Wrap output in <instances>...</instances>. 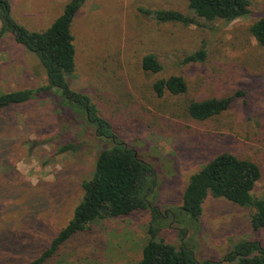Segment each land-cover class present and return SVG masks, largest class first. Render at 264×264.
Instances as JSON below:
<instances>
[{"label":"rangeland","instance_id":"374dc122","mask_svg":"<svg viewBox=\"0 0 264 264\" xmlns=\"http://www.w3.org/2000/svg\"><path fill=\"white\" fill-rule=\"evenodd\" d=\"M16 21L30 30L45 29L68 0H8ZM140 8L176 9L187 0H86L72 22L76 48L70 87L90 96L117 134L156 170V198L165 215L160 236L175 247L187 243L198 261L232 264L224 259L239 239L257 237L248 207L208 196L196 225L177 222L189 176L222 152L254 161L261 170L252 193L264 195V49L249 32L264 16V0H249L247 16L225 22L195 17L184 26L163 23ZM199 50L203 61L184 62ZM154 54L162 70L149 75L143 55ZM182 75L187 91L157 96V78ZM46 84L36 55L12 36L0 38V93ZM238 90L229 108L205 120L191 118V99L223 97ZM57 100L44 93L0 115V264H25L72 217L82 196L81 182L91 177L102 142L87 138L77 152L58 153ZM84 121L65 130L70 141H83ZM33 141H37L32 145ZM150 210L96 221L70 238L43 264H134L147 240ZM184 230L182 234L180 231ZM22 242L19 252L13 245ZM10 246V247H9Z\"/></svg>","mask_w":264,"mask_h":264},{"label":"trees","instance_id":"16d2710c","mask_svg":"<svg viewBox=\"0 0 264 264\" xmlns=\"http://www.w3.org/2000/svg\"><path fill=\"white\" fill-rule=\"evenodd\" d=\"M85 1L68 0L62 12L45 29L30 30L15 20L10 2L0 0V38L10 35L14 41L33 52L46 77L43 86L0 93V115L12 107L42 98L47 93L57 100L55 115L58 130L56 136L42 140V143L58 138V153L79 151L88 141L87 138L103 144L96 156L91 177L81 182L82 196L73 209L71 219L25 264L45 263L70 238L92 228L98 220L147 209L150 210L147 240L142 247L140 259L134 264H216L211 259L198 261L187 243L175 247L160 236L165 215L152 201L157 197L158 181L153 163L141 157L117 134L113 124L100 114L89 95L70 87L67 77L73 74L76 64L71 27ZM187 8L191 14L176 9L139 10L159 22L184 26L194 23L195 17L229 22L250 13L249 0H187ZM248 29L257 44L264 49V16L254 20ZM204 57V51L199 50L186 56L184 62L203 61ZM140 65L149 75L162 70V64L152 53L143 55ZM187 87L185 78L178 74L157 78L152 83L153 91L159 97L165 93L182 95ZM243 94L244 90H238L223 97L191 99L185 104V111L193 119H209L227 110L233 99ZM81 118L85 128L90 129L85 131L84 140H67L65 130ZM36 143L33 141L32 145ZM260 177L261 170L254 161L227 151L219 153L189 176L182 192L181 204L172 213V218L179 223L188 221L196 225L205 199L208 196L221 197L250 208L251 230L260 234L264 232V195L254 197L252 193ZM180 232L185 233L183 229ZM11 247L18 253L23 244L21 242ZM224 259L232 264H264V240L257 237L239 239L229 248Z\"/></svg>","mask_w":264,"mask_h":264}]
</instances>
